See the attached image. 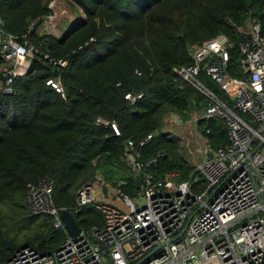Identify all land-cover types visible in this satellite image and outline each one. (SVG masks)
I'll return each instance as SVG.
<instances>
[{
    "label": "trees",
    "instance_id": "16d2710c",
    "mask_svg": "<svg viewBox=\"0 0 264 264\" xmlns=\"http://www.w3.org/2000/svg\"><path fill=\"white\" fill-rule=\"evenodd\" d=\"M51 1L0 0L3 33L20 38L37 19L30 42L52 57L69 56L58 76L34 58L6 93L0 45V264L27 246L50 254L67 237L53 216L34 213L27 204L30 187L41 178L52 181L53 205L73 212L83 231L105 224L94 205H77L78 189L93 177L130 197L140 193V178L125 156L129 139L142 163L156 160L147 172H178L180 180L189 179L196 166L182 155L181 137L164 131L163 122L170 113L183 121L196 109L204 113L209 101L174 68L193 63L190 45L225 35L227 72L245 79L240 29L258 22L264 36V0H63L74 16L64 31L45 20L53 12ZM50 78L61 82L64 97L47 85ZM198 78L233 107L205 71ZM129 93L142 96L131 101ZM98 119L115 121L121 135ZM196 126L212 148L229 144L225 119L202 114ZM149 134L152 139L139 147ZM196 185V192L205 187L203 179Z\"/></svg>",
    "mask_w": 264,
    "mask_h": 264
},
{
    "label": "built area",
    "instance_id": "2783aa9c",
    "mask_svg": "<svg viewBox=\"0 0 264 264\" xmlns=\"http://www.w3.org/2000/svg\"><path fill=\"white\" fill-rule=\"evenodd\" d=\"M49 7L53 11L45 17L49 25L55 26L57 19L68 16L65 8L56 9V0ZM36 22L32 21L20 38L3 33L0 22V45L6 62L1 75L6 93L12 91L14 77L24 74L36 57L51 69L61 70L69 64L68 55L52 57L30 42L29 33ZM247 25L240 29L247 78L228 74L229 39L225 35L190 45L193 63L174 68L209 101L203 116L225 119L229 144L212 148L195 124L201 162L189 179L180 180L178 172L161 177L147 172L156 160L142 163L135 141L129 139L125 156L141 179L138 196L130 197L108 186L109 192L120 198L118 203L105 197L99 185L85 183L77 191V205L99 209L105 218L104 227L82 230L77 237L67 234L50 254L23 247L8 264H136L150 253L142 264H264V36L260 23ZM26 62L29 64L23 66ZM201 71L229 95L234 102L232 108L200 81ZM47 85L65 96L59 80L50 78ZM141 96L129 93L126 98L134 101ZM239 112L248 114L249 120ZM173 118L175 122L183 121L176 114ZM97 122L110 125L116 135H121L115 121ZM152 137L147 135L138 146ZM259 142L262 144L254 152ZM201 179L205 187L196 192L194 188ZM52 191V181L41 178L30 187L27 204L34 213L53 216L55 226L64 229L61 209L53 205Z\"/></svg>",
    "mask_w": 264,
    "mask_h": 264
},
{
    "label": "rangeland",
    "instance_id": "374dc122",
    "mask_svg": "<svg viewBox=\"0 0 264 264\" xmlns=\"http://www.w3.org/2000/svg\"><path fill=\"white\" fill-rule=\"evenodd\" d=\"M73 17L74 16L71 14L70 16H65L63 18H59L56 20L55 24L60 25L59 29H61V31L62 30L64 31L65 28H67L68 26H70L72 24ZM249 25L250 24H248L247 26H249ZM28 64H29L28 62H26L25 64L23 63V66L28 65ZM21 68H22V65H21ZM1 83H2V81L0 79V85H1ZM195 111L196 110H194L192 112H195ZM192 112L189 113V116L192 115ZM175 114L177 115V118H180L179 117L180 115L177 113H170V114L166 115L164 122H163V130L168 131L174 135H181V139H182L181 153H182V155L188 160V162L191 165H197L198 166L199 163L201 162V153H200V144L194 135V131L196 129L195 128L196 123L193 124V121H191V120L187 121V122H183L181 120H178V122H175L173 120L174 119L173 116ZM194 117L196 118L197 115L193 114L192 119H194ZM191 125H193V126H191ZM127 163L131 167L130 162L127 161ZM116 202L120 203L119 197H117Z\"/></svg>",
    "mask_w": 264,
    "mask_h": 264
},
{
    "label": "water",
    "instance_id": "95a60500",
    "mask_svg": "<svg viewBox=\"0 0 264 264\" xmlns=\"http://www.w3.org/2000/svg\"><path fill=\"white\" fill-rule=\"evenodd\" d=\"M31 65H32V63L29 65V67L27 68L25 73L29 72V70L31 68ZM44 65H45L46 68H50V66L48 64L44 63ZM52 71H53V74L55 76H58L59 73H60V70L57 69V68L52 69ZM261 144H262V142L258 143V145L255 148L254 152L261 146ZM139 175L141 176L142 172H140ZM140 182H141V179H139V183ZM90 183L99 185L101 190H102V193H103V195L105 197H107V198L110 197L111 199L116 200V198H117L116 194L109 192V187H108V185L105 182H103V180L99 179L98 177H93L90 180ZM61 218H62V221L64 223V229H65V231L67 232V234L69 236L77 237V236H79L81 234L82 229L79 226V224L77 222V219H76L75 215L73 214V212H71L68 209H61ZM189 221H190V219L187 221L183 231L179 234V237H182L183 233L185 232V230L188 227ZM172 241L173 240H171L170 242H172ZM6 243H7V246H8L9 249H13L14 248V245H13V243L10 240H7ZM150 255H151V253L146 258H144L143 260L138 261L136 264H142V262H144V260H146Z\"/></svg>",
    "mask_w": 264,
    "mask_h": 264
},
{
    "label": "crops",
    "instance_id": "0c3cea01",
    "mask_svg": "<svg viewBox=\"0 0 264 264\" xmlns=\"http://www.w3.org/2000/svg\"><path fill=\"white\" fill-rule=\"evenodd\" d=\"M66 9L67 11H68V16L69 15H71V11H70V8H69V6H68V4L65 2V1H63V0H56V9L57 10H61V9ZM61 18H63V17H61ZM197 115V117L195 118L194 117V119H192V115ZM203 113H202V111L201 110H197L196 109V111L195 112H192V115L190 116V118L188 119V120H186V121H183V122H187V121H193V124L196 122V120L202 115ZM181 117V116H180ZM191 126H193V125H191ZM179 137H181V135H178Z\"/></svg>",
    "mask_w": 264,
    "mask_h": 264
}]
</instances>
